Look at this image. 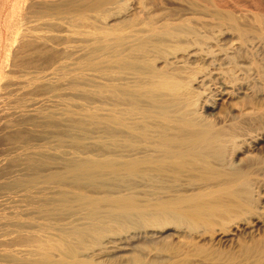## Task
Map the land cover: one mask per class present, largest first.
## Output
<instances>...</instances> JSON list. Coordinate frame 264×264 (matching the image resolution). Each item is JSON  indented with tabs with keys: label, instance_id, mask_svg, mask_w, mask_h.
Returning <instances> with one entry per match:
<instances>
[{
	"label": "rangeland",
	"instance_id": "rangeland-1",
	"mask_svg": "<svg viewBox=\"0 0 264 264\" xmlns=\"http://www.w3.org/2000/svg\"><path fill=\"white\" fill-rule=\"evenodd\" d=\"M0 112V264H264V0H0Z\"/></svg>",
	"mask_w": 264,
	"mask_h": 264
},
{
	"label": "bare ground",
	"instance_id": "bare-ground-1",
	"mask_svg": "<svg viewBox=\"0 0 264 264\" xmlns=\"http://www.w3.org/2000/svg\"><path fill=\"white\" fill-rule=\"evenodd\" d=\"M19 1V0H18ZM31 1H33V0H31ZM17 4V3H16ZM15 4V5H16ZM15 7V6H14ZM13 15V14H12ZM17 15V14H16ZM14 16V15H13ZM18 16V15H17ZM15 18V17H14ZM16 19H17V17H16ZM11 20V19H10ZM15 22H17V21H15ZM24 25H25V23H16L14 26H13V28H12V35L11 36H13L14 38H20L21 36V31H23L22 29V27H24ZM25 29V28H24ZM31 32V31H30ZM24 34V33H23ZM27 35H28V33H27ZM31 35L34 37H31ZM44 35V34H43ZM43 35H41V33L40 32H38V33H36V32H33L32 31V34L30 33V35H28L29 37H31V38H33V39H36V40H38V39H40L41 40V38L43 37ZM45 36V35H44ZM11 38V40H12V37H10ZM14 38H13V40H14ZM44 39V38H43ZM17 41V40H16ZM236 42H230L229 44H228V46L226 47V49H225V52L223 53V55H224V57L225 56H227V52H229V50H232L236 45ZM8 46H9V44H8ZM223 52V51H222ZM79 55V54H78ZM194 55V53L193 54H191L190 56H193ZM178 61V60H177ZM174 63V62H173ZM180 64H179V66H185V62H179ZM175 66V65H174ZM176 67H177V65H176ZM239 68H237V71L239 70V71H244L245 70V72L249 69L248 68V66H238ZM250 70V69H249ZM248 70V71H249ZM224 73H227L225 70H223V68L222 67H216V68H213V70H211L210 72H208L206 75H208V83H210L211 84V86H212V88H211V91L213 92V95H214V99H212V102H210L211 104L210 105H207V106H210L211 108H213L217 103H218V101H221V102H226V103H228V104H230V105H232L231 107H233V109H236V110H239L238 109V107H234L235 106V102L234 101H236L238 98H239V100H240V95L242 94V93H245L246 91H249L250 89L247 87V89L246 90H241L239 87H237V85H235L236 83L235 82H232V81H225V79H223V76H224ZM46 74H47V72H46ZM45 74V75H46ZM49 76H50V74H49ZM225 78V77H224ZM205 80H206V76H205V78H204ZM210 86V87H211ZM243 97V96H242ZM43 98H41L39 101H41ZM37 101V100H36ZM42 102H43V100H42ZM41 102V103H42ZM44 102L45 103H52V100L51 99H45L44 100ZM41 105V104H40ZM44 105V104H43ZM229 105V106H230ZM49 106V105H48ZM241 109V108H240ZM240 111V110H239ZM2 112V111H1ZM0 112V113H1ZM242 114H243V112H242ZM247 114V113H246ZM250 114V113H249ZM252 114V113H251ZM250 114V115H251ZM1 115V114H0ZM244 115V114H243ZM192 124V123H191ZM190 124V125H191ZM1 204H3L4 205V200H2V199H0V205ZM21 250V249H20Z\"/></svg>",
	"mask_w": 264,
	"mask_h": 264
}]
</instances>
